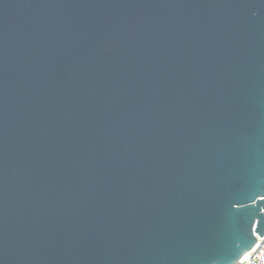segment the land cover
I'll return each mask as SVG.
<instances>
[{"label": "water", "instance_id": "95a60500", "mask_svg": "<svg viewBox=\"0 0 264 264\" xmlns=\"http://www.w3.org/2000/svg\"><path fill=\"white\" fill-rule=\"evenodd\" d=\"M264 234V0H0V264H237Z\"/></svg>", "mask_w": 264, "mask_h": 264}, {"label": "built area", "instance_id": "2783aa9c", "mask_svg": "<svg viewBox=\"0 0 264 264\" xmlns=\"http://www.w3.org/2000/svg\"><path fill=\"white\" fill-rule=\"evenodd\" d=\"M253 247L239 260L237 264H264V234L256 236Z\"/></svg>", "mask_w": 264, "mask_h": 264}]
</instances>
